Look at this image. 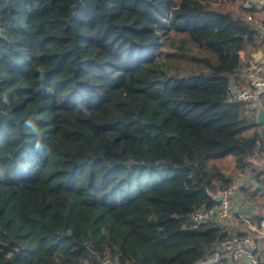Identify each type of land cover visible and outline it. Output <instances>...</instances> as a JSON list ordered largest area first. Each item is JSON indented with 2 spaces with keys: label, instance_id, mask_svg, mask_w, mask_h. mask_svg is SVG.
Instances as JSON below:
<instances>
[{
  "label": "trees",
  "instance_id": "16d2710c",
  "mask_svg": "<svg viewBox=\"0 0 264 264\" xmlns=\"http://www.w3.org/2000/svg\"><path fill=\"white\" fill-rule=\"evenodd\" d=\"M231 1L0 0V264H199L233 237L185 226L234 182L219 161L264 184L230 98L261 11Z\"/></svg>",
  "mask_w": 264,
  "mask_h": 264
},
{
  "label": "built area",
  "instance_id": "2783aa9c",
  "mask_svg": "<svg viewBox=\"0 0 264 264\" xmlns=\"http://www.w3.org/2000/svg\"><path fill=\"white\" fill-rule=\"evenodd\" d=\"M244 6L249 9L254 6L263 7L264 0H248L244 3ZM247 19L249 22L256 24L259 38L264 42V21L262 18L257 19L253 15H248ZM250 58H247L249 61L244 75L246 86L239 88L233 84L230 98L234 102L242 103L248 112L256 113L258 105L264 101V64L263 62H255ZM250 185V181L235 179L230 186L220 192H215V194H221L223 197L218 206L214 208L203 207L196 210L187 219L185 226L196 229L209 221H221L223 218H230L234 212L238 213L240 210H233V199L240 189ZM262 185H258L257 188H264V184ZM241 218L243 219V217ZM259 219L256 222L253 217H249L246 222L245 235H234L228 240L215 244L208 261L199 264H219L222 261L226 264H264L263 254L259 252L260 243L264 241V217ZM107 262L115 264L110 259Z\"/></svg>",
  "mask_w": 264,
  "mask_h": 264
},
{
  "label": "rangeland",
  "instance_id": "374dc122",
  "mask_svg": "<svg viewBox=\"0 0 264 264\" xmlns=\"http://www.w3.org/2000/svg\"><path fill=\"white\" fill-rule=\"evenodd\" d=\"M239 2H240L239 0H237L236 2H232L231 1V2L227 3L228 4L227 7L230 8V9H234L239 4ZM255 158H258L257 159V163H259V164L257 165L256 168H257V170H259V169L262 168L261 164L264 165V153L257 154V156L253 157L251 160L254 161ZM219 163H220V165H222V170H223L224 174H226L227 176H232L234 179L240 180V181L241 180L250 181L251 185L250 186H246L244 188V189H246L247 195L249 196V194H251V193H253V194L255 193L257 195L260 194L259 198H257V199L260 201V204L264 205V188H257L258 184L255 182L254 177L252 175H250V173H244V174L241 175V174H238V172H235L234 158L233 157H229L227 160L222 161V163H221V161H219L218 165H219ZM259 186H263V185L259 184ZM242 189H240V190H242ZM242 200H245V198H243ZM239 203H242L241 200L238 201V204ZM245 204L248 205V206L251 205L253 208L255 206H258V204H256V203L247 202ZM240 217H243V220ZM249 217L252 218L253 215H249V213L244 212L243 209H241V211H239L238 213L234 212L230 218L221 219V222H223V224H225L228 227V230L234 236V235L238 234L239 230H242V229H240V226H241L240 224L242 223V221H245V223L242 225V228H243V230L246 229V227H247L246 222L249 219ZM259 252H260V254H263V260H264V241L260 243V251Z\"/></svg>",
  "mask_w": 264,
  "mask_h": 264
},
{
  "label": "crops",
  "instance_id": "0c3cea01",
  "mask_svg": "<svg viewBox=\"0 0 264 264\" xmlns=\"http://www.w3.org/2000/svg\"><path fill=\"white\" fill-rule=\"evenodd\" d=\"M259 10L261 11V16H260V19H261L264 17V6L263 7L259 6ZM258 50H262L263 54H264V49H258ZM258 50L249 52L248 54L241 53V57L243 58V64H244V69H245L244 75L246 73V69H247L248 61H249L247 58H250L251 54L254 52H257ZM261 62H263V64H264V57H263ZM244 75H243V77H244ZM245 86H246V84H245V80H244L242 87H245ZM262 105L264 106V101H262ZM261 130L264 132V124L261 125ZM258 164H256V167ZM261 166H262V169L264 170V165L261 164ZM256 196H257V198H259L260 194H258V195L256 194ZM238 201L239 200H238L237 194H236L235 198L233 199V209H235L236 211H239V210L241 211V209H243L244 212L249 213V215H253V218L255 221H256V218L264 217V205L260 204L259 200H258L259 202L256 203V204H258V206H255L254 208L251 205L250 206L245 205V204L240 205V204H238Z\"/></svg>",
  "mask_w": 264,
  "mask_h": 264
},
{
  "label": "water",
  "instance_id": "95a60500",
  "mask_svg": "<svg viewBox=\"0 0 264 264\" xmlns=\"http://www.w3.org/2000/svg\"><path fill=\"white\" fill-rule=\"evenodd\" d=\"M264 57L263 51L258 50L257 52H254L251 54V58L255 62H261ZM256 121L258 124L262 125L264 124V106L262 104H259L256 111ZM210 196L214 199L216 203H220L222 201V195L221 194H215L214 192L209 193Z\"/></svg>",
  "mask_w": 264,
  "mask_h": 264
}]
</instances>
